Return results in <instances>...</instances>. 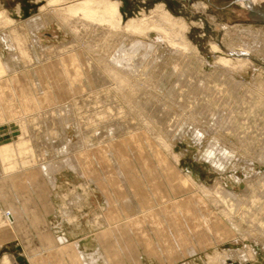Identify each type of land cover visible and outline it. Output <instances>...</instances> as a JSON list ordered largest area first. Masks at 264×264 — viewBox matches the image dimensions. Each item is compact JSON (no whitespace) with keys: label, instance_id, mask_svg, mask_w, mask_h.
<instances>
[{"label":"rangeland","instance_id":"374dc122","mask_svg":"<svg viewBox=\"0 0 264 264\" xmlns=\"http://www.w3.org/2000/svg\"><path fill=\"white\" fill-rule=\"evenodd\" d=\"M113 1L120 3L121 31L78 20L66 26L50 21L35 31L25 27L26 43L20 38L18 45L32 47L34 32L39 43L37 49L15 57L11 41L3 39L5 33L41 17L49 0H0V65H4L0 66V149L9 148V154L0 155V168L1 159L18 166L41 156L46 157L40 162L50 161L42 195L22 201L27 221L20 236L9 235L11 231L0 220V264H32L29 256L37 258L41 252L46 255L47 250L64 246L71 247L66 263L77 264V255H96L95 261L88 258L84 263L112 264L102 234L123 220L118 217V207L110 205L115 199L125 207L135 200L146 201L151 197L148 188L158 186H141L136 193L130 183L111 180L106 175L111 168L107 170L105 165L122 155L124 167L131 171L143 167L135 163L147 155L153 161L166 157L175 164L178 160V176L163 184L177 199L204 192L201 206L210 207L208 214L218 211L228 220L236 239L215 244L194 241L187 254L167 260L155 247L161 233L146 228L142 240L140 232L130 234L137 245L135 253L124 255L117 264H242L239 254H251L249 251L251 257L244 264H264V0ZM160 5L176 21L177 33L172 34L176 43L157 28L162 24ZM133 18L149 19V26L129 33L124 27ZM46 47L55 50L53 54H42ZM221 57L231 59V65H220ZM112 75L126 78H120L118 81L124 80L117 85ZM231 81H235L233 85ZM154 144L159 151L153 150ZM136 145L144 150L137 160ZM184 174L195 181L194 187L185 186V194L178 181ZM17 182L12 189L22 191ZM16 199L13 196L12 201ZM2 202L0 199V207ZM65 210L72 212L71 221ZM38 216L41 222L34 224L32 218ZM216 252L228 257L222 262L213 260ZM6 255L17 259L6 263ZM41 264L56 261L49 258Z\"/></svg>","mask_w":264,"mask_h":264},{"label":"bare ground","instance_id":"6f19581e","mask_svg":"<svg viewBox=\"0 0 264 264\" xmlns=\"http://www.w3.org/2000/svg\"><path fill=\"white\" fill-rule=\"evenodd\" d=\"M120 3L118 1H113V0H49V3L45 6H43L44 8H42V14L41 17H33L31 21H27L25 24H23L22 26H18L16 28H14L12 30L11 33H5V37L3 38L4 40L9 39L11 45L14 49L12 50L11 55L16 56H20V55H25L27 54V52H29V50H33V49H37V45L39 43V39L38 36L36 35V32H34V36L30 37V40L33 42L34 45L29 46H25V48L23 47V42H25V40H27V38H24L27 36L26 34V28L25 27H29L32 28L33 31L37 30L36 28H40L42 26H45L46 24H48L50 21H57V23H59L60 25H64L66 26V24L68 25L70 23V21H79V22H83L84 24H96V25H111L112 27L116 28L117 30L120 28H122V17H121V13L119 10V6ZM159 5V4H158ZM157 7V6H156ZM160 9L159 12V17L161 18L160 20L162 22V24H158L157 28H159L161 31H163V33H165V37L167 39H169L170 42L176 43V38L172 37V34L174 35L176 32V29L178 27H175L177 24L175 23V19L174 17L164 8V6L159 7ZM153 11V10H152ZM157 12V10H155ZM158 12V13H159ZM2 15V13H0ZM149 14V13H148ZM151 14V13H150ZM1 17V16H0ZM145 18V17H144ZM152 18V17H151ZM155 19V18H154ZM149 20V19H147ZM145 19L142 20H137V19H130V21H128V23H126V26L124 27L125 30H129V33L132 32L130 30H134V32L136 31H142L146 29V25L148 22ZM150 19V23H151ZM159 20V21H160ZM179 21V20H178ZM156 22V21H155ZM74 23V22H73ZM22 24V23H21ZM149 24V23H148ZM153 25V24H152ZM151 25V26H152ZM186 25V24H185ZM73 26V25H71ZM149 26V25H147ZM179 26V24H178ZM22 27V28H21ZM87 27V26H86ZM92 27V26H91ZM97 26H95L96 28ZM101 27V26H100ZM156 27V26H155ZM189 27V26H188ZM69 28V27H68ZM94 28V29H95ZM149 28V27H148ZM97 29V28H96ZM31 30V31H32ZM73 30V29H71ZM108 30H112V29H108ZM153 30V29H152ZM245 30V29H244ZM26 31V32H25ZM74 31V30H73ZM91 31V30H90ZM121 31V30H120ZM21 33L20 35L18 33ZM77 32V30H76ZM74 32V33H76ZM85 32V31H84ZM109 32V31H108ZM107 32V33H108ZM119 32V31H118ZM117 32V34H118ZM124 32V31H123ZM82 33V32H81ZM120 33V32H119ZM177 33V32H176ZM181 34V32H179ZM178 33V34H179ZM184 33V32H183ZM264 33V32H263ZM98 34V33H97ZM116 34V33H115ZM13 37H12V36ZM33 35V33H32ZM78 35V34H77ZM96 35V33H95ZM122 35V34H121ZM137 35V34H136ZM250 35V34H249ZM119 36V35H118ZM145 36V35H144ZM181 36V35H180ZM184 36V34L182 35V37ZM251 36V35H250ZM11 37L14 39L12 40ZM92 37V36H91ZM121 37V36H120ZM179 37V36H178ZM18 38V39H17ZM21 38V42L23 43L22 45H18V41H20ZM119 38V37H118ZM136 38V37H135ZM260 38V37H259ZM160 39V38H159ZM186 39V38H185ZM179 40V39H178ZM182 40V39H181ZM180 40V41H181ZM30 41V42H31ZM104 41V40H103ZM107 41V40H105ZM185 41V40H184ZM258 41V40H257ZM86 42V41H85ZM101 42V41H100ZM263 42V41H262ZM26 43V42H25ZM102 43V42H101ZM261 43V42H260ZM20 44V42H19ZM28 44V43H27ZM31 44V43H30ZM96 44V43H95ZM99 44V43H98ZM140 44V43H138ZM259 44V43H258ZM262 44V43H261ZM264 45V44H263ZM21 46V48L19 47ZM71 46V45H70ZM95 46V45H94ZM100 46V45H99ZM97 46V47H99ZM233 46V45H232ZM75 47V46H74ZM87 47V46H86ZM91 47V46H90ZM173 47V46H172ZM179 47H183L184 46H179ZM186 47V45H185ZM188 47V46H187ZM25 49V50H21V49ZM33 48V49H32ZM122 48V47H121ZM178 48V47H177ZM190 48V47H189ZM215 48H216V44H215ZM244 48V47H243ZM258 48V47H257ZM261 48V47H260ZM44 53L45 55L50 56L51 54H53V52L55 50H52L50 47H46L44 48ZM156 49V48H155ZM179 49V48H178ZM188 49V48H186ZM232 49V48H231ZM49 50V51H47ZM41 51H43L41 49ZM47 51V52H45ZM91 51V50H90ZM189 51V50H188ZM216 51V50H214ZM219 51V49L217 50ZM264 51V50H263ZM112 52V51H111ZM130 52V51H129ZM134 52V51H133ZM191 52V51H190ZM125 53V52H124ZM127 53V52H126ZM132 53V51H131ZM193 53V52H192ZM191 53V54H192ZM190 54V53H188ZM70 55V54H69ZM111 55V54H110ZM122 55V54H121ZM134 55V54H132ZM179 55H184V54H179ZM186 55V53H185ZM245 55V54H244ZM42 56V55H41ZM117 56V55H116ZM128 55H126L127 57ZM135 56V55H134ZM133 56V57H134ZM65 57V56H64ZM129 57V56H128ZM133 57L131 56L130 58L133 59ZM19 58V57H18ZM24 58V57H23ZM178 58V57H177ZM190 58V56H189ZM14 59V58H13ZM86 59V58H85ZM130 61H133V60ZM158 59V58H157ZM181 59V58H180ZM184 59V58H183ZM124 60V59H123ZM127 60V58L125 59ZM129 60V59H128ZM203 60V59H202ZM220 65L224 64L225 66L231 65V59L225 58V57H221L220 59ZM99 61V60H98ZM103 61V60H101ZM129 61V63H130ZM181 61V60H179ZM20 62V61H19ZM65 62V61H64ZM82 62V61H81ZM80 62V63H81ZM122 62V61H121ZM126 62V61H124ZM128 62V61H127ZM218 62V61H217ZM99 63V62H98ZM112 63V62H111ZM123 63V62H122ZM128 63V64H129ZM132 63V62H131ZM130 63V64H131ZM110 64V63H109ZM114 64V63H113ZM120 64V63H118ZM126 64V63H125ZM237 64V63H236ZM239 64V63H238ZM2 65V64H1ZM0 65V66H1ZM6 65V64H5ZM52 65V64H51ZM107 65V64H106ZM133 65V64H132ZM4 66V65H3ZM1 66V68L3 67ZM124 66V64L122 65V67ZM131 65H128V67ZM12 67V66H11ZM92 67V66H91ZM120 69V66H118ZM127 68V66H125ZM0 68V69H1ZM111 68V67H110ZM113 68V67H112ZM117 68V67H116ZM124 68V67H123ZM231 68V67H230ZM8 69V68H7ZM11 69V68H9ZM55 69V68H53ZM60 69V67H59ZM61 69H64L61 67ZM81 69V68H80ZM118 69V68H117ZM129 69V68H128ZM125 69V70H128ZM241 69V68H240ZM6 70V69H5ZM14 70V69H13ZM112 70V69H111ZM115 69L113 68V71ZM131 70V68H130ZM139 70V69H137ZM236 70V69H235ZM1 71H3L1 69ZM0 71V72H1ZM38 71V70H37ZM118 71H121L118 70ZM123 71V70H122ZM129 71V70H128ZM128 71H125L128 73ZM10 72V71H9ZM8 72V73H9ZM15 72V70L13 71ZM12 72V73H13ZM55 72V71H54ZM57 72V70H56ZM55 72V73H56ZM59 72V71H58ZM71 72V71H70ZM108 72V71H107ZM5 73V71H4ZM3 73V74H4ZM7 73V72H6ZM7 73V74H8ZM50 73V72H49ZM63 73V72H62ZM66 73V72H65ZM97 73V72H96ZM112 73V72H110ZM115 73V71H114ZM122 73V72H121ZM222 73V72H221ZM235 73V72H234ZM19 74V73H18ZM39 74V73H38ZM70 74V73H68ZM118 74V72H117ZM116 74V76H117ZM15 75V74H14ZM17 75V72H16ZM51 75V74H50ZM115 75V74H113ZM112 75V77H114ZM39 76V75H38ZM60 76V75H59ZM126 75H123L121 77H118L119 79L125 77ZM185 76V75H184ZM110 77V76H109ZM210 77V75H209ZM234 76H232L233 78ZM10 78V77H8ZM65 78V76H64ZM111 78V77H110ZM121 79V80H124ZM128 78V77H127ZM178 78V77H177ZM15 79V77H14ZM119 79H116V77H114V84L117 83L118 84H122L120 83V81H118ZM132 79V78H131ZM234 79V78H233ZM6 80L8 81V79L6 78ZM10 80V79H9ZM231 80V79H230ZM11 81V80H10ZM14 81V80H13ZM12 81V84H13ZM41 81V80H40ZM184 81V80H183ZM64 82V81H62ZM66 82V81H65ZM112 82V83H113ZM232 82V81H231ZM230 82V83H231ZM235 82V81H233ZM232 82V85H233ZM1 83V82H0ZM124 83V82H123ZM4 84V83H2ZM9 84V83H8ZM16 85V84H15ZM71 85V84H70ZM116 85V86H117ZM119 85V86H120ZM235 85V83H234ZM3 86V85H2ZM6 86V85H5ZM65 86V85H64ZM194 86V85H193ZM1 87V86H0ZM44 87V86H43ZM66 87V86H65ZM72 87V86H71ZM196 87V86H195ZM234 87V86H233ZM238 87V86H237ZM124 88V87H123ZM122 88V89H123ZM13 89V88H11ZM53 89V88H51ZM60 89V88H59ZM111 89V88H110ZM129 89V88H128ZM200 89V88H199ZM205 89V88H204ZM208 89V88H207ZM6 90V89H5ZM43 90H45L43 88ZM73 90V89H72ZM109 90V89H108ZM112 90V89H111ZM13 91V90H12ZM56 91V90H55ZM63 91V90H62ZM74 91V90H73ZM107 91V90H106ZM201 91V90H200ZM66 92V91H65ZM72 92V91H71ZM198 92V91H197ZM235 92V91H234ZM45 93V92H44ZM67 93V92H66ZM65 93V94H66ZM74 93V92H73ZM43 94V93H41ZM7 95V94H6ZM199 95V94H198ZM235 95V94H234ZM5 98L7 96H4ZM3 97V98H4ZM10 97V96H8ZM19 98V97H18ZM97 99V98H95ZM8 100V99H7ZM10 100V99H9ZM155 100V99H154ZM194 102V101H193ZM10 103V102H9ZM98 103V102H97ZM165 104V103H164ZM166 106V105H165ZM11 107V105H10ZM13 107V106H12ZM169 108V107H168ZM15 109V108H14ZM57 109V108H56ZM69 110V108H66ZM109 109V108H108ZM170 109V108H169ZM114 110V109H113ZM7 111V110H6ZM115 111V110H114ZM119 111V110H118ZM120 111L121 110L120 108ZM152 111V110H151ZM170 111V110H169ZM26 112V111H24ZM104 112V111H103ZM21 113V112H20ZM56 113H58V110H56ZM111 113V112H110ZM108 113V114H110ZM121 113V112H120ZM95 114V113H94ZM170 114V113H169ZM104 115V114H103ZM179 115V114H178ZM183 115V114H181ZM148 118V117H147ZM231 118V117H230ZM167 119V118H166ZM178 120V119H177ZM43 121V120H42ZM179 121V120H178ZM231 121V120H230ZM147 122V121H146ZM178 123V122H177ZM193 123V122H192ZM173 124V123H172ZM229 124H231L229 122ZM228 124V125H229ZM146 125V124H145ZM232 125V124H231ZM147 126V125H146ZM175 127V126H174ZM180 127V126H179ZM141 132V131H140ZM171 132V131H170ZM174 135V134H173ZM134 136V135H133ZM132 136V137H133ZM161 136V135H160ZM135 137V136H134ZM147 138L149 137L146 136ZM162 138V137H161ZM166 141V140H165ZM82 142V141H81ZM85 144V143H84ZM130 145V144H129ZM155 145V144H154ZM153 147L156 148V145ZM167 145V143L164 144V146ZM91 146V145H90ZM104 148V146H102ZM140 147V146H139ZM143 147V146H142ZM146 147V146H144ZM143 147V148H144ZM169 147V146H168ZM4 148V147H3ZM3 148L0 149V155H4L5 153H7V150H3ZM5 149V148H4ZM107 148H105L106 150ZM46 150V149H45ZM98 150V149H95ZM105 150H103L105 152ZM136 150V151H135ZM157 151H159L156 148ZM67 151V150H66ZM90 151V150H89ZM133 152L136 156L135 159L137 160L139 158V151H144V150H140V148L136 146H133ZM110 152L108 151V149L106 150L105 153H109L110 156ZM129 152V151H128ZM89 153V152H88ZM99 153V152H98ZM124 153V152H123ZM9 154V153H7ZM92 154V153H91ZM112 154V153H111ZM117 154V153H115ZM130 154V153H129ZM169 154V153H168ZM113 155V154H112ZM122 155V153H121ZM128 155V154H127ZM133 156V154H131ZM164 155V154H163ZM1 157V158H4ZM18 156V155H17ZM16 156V157H17ZM118 156L117 155H114ZM122 159L119 160L117 159L118 157L111 159H107V156L105 159L107 160H111L112 163L110 164H106L105 167L108 169H110V172H108L107 170V174L108 177L111 180H123L126 181L128 183H130L133 187V191H136L138 193V189L141 186H153V185H158L156 187L155 190H151L150 188H148V190L150 191V198L147 199L146 201H138L135 200L134 203L132 205H129L128 207H125L124 205H122V201L115 199L114 202L110 205V206H115L118 207L117 212H118V217L120 220H123V222H121V224L115 226V227H109V229H107V232L102 234V239H104V245L106 246L108 252H109V261H111L112 264H117L119 263V261L121 260V258L124 255H127L130 252H134L135 253V249L137 248L136 243L134 242V240L131 237V233H139L140 232V237L142 240V235L145 231L146 228L148 229H157L160 233H161V239H159L155 245L157 251L159 252L160 257H162V259H177V257L179 258L181 255L187 254L190 249L191 246L193 245L194 241H199L198 243H207V242H211L212 244H215L217 242L220 241H224L226 240V238L228 239H236L235 237V232L229 228L228 226V220H225L224 218L221 217L220 214H218L217 212H210L209 214L207 213V209L210 208L207 205L205 207H202L201 205V201L203 199L202 197V193H194L191 196L187 197L185 196L182 199H177L175 198L168 190V188L163 184L164 182L168 181L169 179H176L177 175V171H178V160L176 158H173L175 160H177V162L175 164L173 163H168L167 160L165 158H163L160 161H153L152 159H150V157L147 155V157H144L141 161H136V166L143 165V167H139L138 169L135 170H128L124 167V163H123V158L124 155H122ZM11 157L8 156V158ZM15 156L13 158H16ZM46 157V156H45ZM45 157L41 156L40 159L36 160L34 159L35 162L39 161L38 164H31V162H34L33 159L32 160H28V163H24L21 166L16 165L15 163H8V161H6L5 159L2 160L1 159V163L3 164V168L2 171L0 172V199L1 201L4 202L3 207H0V221L1 223H3L4 228L6 227V230H10V233H15L16 235L20 236V234L22 233V228H23V224H25V221H27V214H26V209L24 208V206L22 205V201L23 199L26 200H30L29 197H35L37 198V196L42 195L40 191H42V189H44V176L46 173V169L49 168V164L50 161L48 162H40L43 160H45ZM87 157V156H84ZM94 157V156H93ZM101 157L102 154H101ZM100 157V158H101ZM126 157V156H125ZM128 157V156H127ZM12 158V159H13ZM20 158V157H19ZM19 158H16L19 160ZM82 158V157H81ZM16 159H13L16 161ZM21 159V158H20ZM27 159V158H26ZM25 159V160H26ZM50 159V158H49ZM24 160V159H23ZM22 160V162H24ZM19 162V161H18ZM21 162V161H20ZM26 162V161H25ZM110 162V161H109ZM170 162H172L170 160ZM7 163V164H6ZM43 164V165H41ZM46 164V165H45ZM102 165V164H101ZM102 169V166H101ZM105 171V168H103ZM97 170V169H96ZM102 171V170H101ZM104 173V172H103ZM255 175V174H254ZM23 177V178H22ZM38 177V178H36ZM256 177V176H255ZM264 179V178H263ZM238 180V179H237ZM17 182V186L18 187H23V189L19 188L22 191H14L13 188V184ZM178 181L180 184V188L181 190L184 192H186L187 189H185V186H192L194 187V179L191 178L188 174H184L178 177ZM40 182V185H38V183ZM264 183V182H263ZM251 184V183H250ZM259 184V182L257 183V185ZM262 184V183H261ZM103 186L106 185V181H104V183H102ZM198 185V184H197ZM221 185V184H220ZM261 186V185H260ZM264 187V185H262ZM111 187V186H110ZM205 187V186H204ZM211 188V187H208ZM258 188V186H257ZM30 190V191H29ZM202 190V189H201ZM204 190V189H203ZM213 190V188L211 189ZM210 190V192H212ZM219 193L221 195L220 190L218 189ZM227 190V189H226ZM258 190V189H257ZM205 191V190H204ZM209 191V190H208ZM215 191V190H214ZM214 191L212 193H214ZM261 191V190H260ZM216 192V191H215ZM218 192V191H217ZM223 192V191H222ZM206 193V192H205ZM225 193V192H224ZM218 194V193H217ZM217 194H215V197L217 198ZM235 194V193H234ZM213 195V194H212ZM17 197V199L15 201H12V198ZM214 196V195H213ZM222 196V195H221ZM224 196H227L224 194ZM233 196V195H232ZM223 197V196H222ZM230 197V195L228 194L227 198ZM235 197V195H234ZM186 198V199H185ZM213 199H215L214 197H212ZM237 199V198H236ZM217 200V199H216ZM220 200V199H219ZM223 200H225L223 198ZM115 201H117L118 203H115ZM206 201V200H205ZM215 201V200H214ZM228 201V200H227ZM2 202V203H3ZM17 202V203H16ZM221 202V201H220ZM229 202V201H228ZM235 202V201H234ZM252 202V201H251ZM254 202V201H253ZM20 204V205H15V204ZM211 203H213L211 201ZM247 203V202H246ZM233 204V202L231 203ZM235 204V203H234ZM217 205V204H216ZM121 209H119L120 207ZM232 207H234L232 205ZM228 208V207H227ZM224 208V209H227ZM109 209V208H108ZM223 209V208H222ZM223 209V210H224ZM229 209V208H228ZM227 209V210H228ZM112 210V208L110 209ZM114 211V208H113ZM225 212V211H224ZM64 213V212H63ZM71 211L70 210H65V217H68V219L71 221V217H73L71 215ZM229 213V211H228ZM231 213V212H230ZM108 215V214H107ZM229 215H233V214H229ZM64 216V215H63ZM107 217V216H106ZM225 217V216H224ZM99 218V217H98ZM227 218V217H226ZM100 219V218H99ZM102 220H104L103 218H101ZM231 219V218H230ZM233 219V217H232ZM231 219V220H232ZM97 219H95L94 221L96 222ZM113 220V219H112ZM33 223H37L40 224L41 222V218L35 217L32 218ZM43 221V220H42ZM98 221V220H97ZM113 222V221H112ZM233 222V221H231ZM98 224V222H96ZM100 223V221H99ZM234 224V223H232ZM237 227V226H236ZM263 227V226H262ZM4 228L2 230V232L4 233ZM219 228V229H218ZM239 228V227H238ZM2 229V228H1ZM218 229V230H217ZM239 230V229H238ZM237 230V232H238ZM244 232V231H243ZM6 233V231H5ZM239 234V233H238ZM244 235H246L244 233ZM250 235V234H249ZM1 236V235H0ZM7 236V235H6ZM240 237V236H239ZM243 237V236H242ZM241 237V238H242ZM245 237V236H244ZM239 238V239H241ZM246 238V237H245ZM243 239V238H242ZM140 241V240H139ZM138 241V242H139ZM71 250V247L69 246H64L62 248H55L54 250H47L46 255L45 253L41 252L39 254V257H30L29 256V260H31L32 264H41L42 260H48L49 258H51V260H55L56 264H71V263H66L65 259H67L66 255H67V251ZM250 250V249H249ZM244 251V250H243ZM247 251V250H246ZM251 254L252 252L249 251ZM254 252V251H253ZM218 254H216L213 260H221L225 261L226 258L228 256H222L220 252H216ZM225 253V252H224ZM226 254V253H225ZM248 254V252H244L239 254V258H240V262L242 264H244V262L246 260L249 259V257H251ZM256 254V253H255ZM232 255V254H231ZM46 256V257H45ZM92 256V257H91ZM89 256H85V255H77L78 259L76 260L77 264H86L84 263V259H88L90 258L91 261H95L96 258H99L96 255H91ZM186 256V255H185ZM226 257V258H225ZM4 262L6 263H10V262H14L16 261L15 257H13V255H6V257H4ZM65 258V259H64ZM181 259V258H180ZM89 260V261H90ZM106 260V259H105ZM210 260V259H209ZM230 260V259H229ZM108 261V262H109ZM87 262V261H85ZM211 262V261H210ZM11 264V263H10ZM17 264V263H16ZM74 264V263H73ZM225 264H229L228 262H226Z\"/></svg>","mask_w":264,"mask_h":264},{"label":"water","instance_id":"95a60500","mask_svg":"<svg viewBox=\"0 0 264 264\" xmlns=\"http://www.w3.org/2000/svg\"><path fill=\"white\" fill-rule=\"evenodd\" d=\"M27 15H29V13H27ZM18 260H23V258L19 257ZM229 264H238V263H233L232 261H230Z\"/></svg>","mask_w":264,"mask_h":264}]
</instances>
